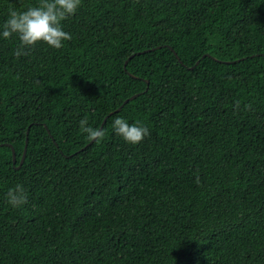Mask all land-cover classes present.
I'll return each instance as SVG.
<instances>
[{
    "label": "trees",
    "instance_id": "obj_1",
    "mask_svg": "<svg viewBox=\"0 0 264 264\" xmlns=\"http://www.w3.org/2000/svg\"><path fill=\"white\" fill-rule=\"evenodd\" d=\"M62 25L60 49L0 39V264H264V0H81Z\"/></svg>",
    "mask_w": 264,
    "mask_h": 264
},
{
    "label": "clouds",
    "instance_id": "obj_2",
    "mask_svg": "<svg viewBox=\"0 0 264 264\" xmlns=\"http://www.w3.org/2000/svg\"><path fill=\"white\" fill-rule=\"evenodd\" d=\"M81 6V0H36L23 9L8 8L6 18L0 22V39L13 36L18 46L13 49L16 57L24 54V50L44 43L50 48L60 49L64 42L72 38V34L64 30L62 21L72 16ZM80 129L87 138L98 140L104 131L88 125L87 119L78 121ZM111 129L126 143L135 145L149 135V128L140 121L129 122L117 116L111 122ZM6 202L13 208L24 204L27 200L22 184L16 183L8 188Z\"/></svg>",
    "mask_w": 264,
    "mask_h": 264
},
{
    "label": "water",
    "instance_id": "obj_3",
    "mask_svg": "<svg viewBox=\"0 0 264 264\" xmlns=\"http://www.w3.org/2000/svg\"><path fill=\"white\" fill-rule=\"evenodd\" d=\"M147 52H148V51H147ZM175 56H177L176 53H175ZM132 57H133V56H132ZM132 57H131V58H132ZM126 63H127V62H126ZM197 64H198V63H197ZM125 65H126V64H125ZM192 69H193V68H192ZM138 96H139V94H137V95H135V96L129 98L128 100L125 101L124 104L129 103L130 101L134 100V99L137 98ZM120 110H121V108L117 109V110H116L115 112H113L112 114L117 113V112H119ZM112 114H110V115H112ZM108 117H109V116H108ZM108 117L104 120L103 125L100 127L101 129L103 128V126H104L106 120L108 119ZM46 129H47V131L49 132V130H48L47 127H46ZM53 141H54V140H53ZM95 141H96V140H92V141H91L86 147L91 146ZM8 146L12 149V160H13V164L15 165V164H16V152H15L14 148H13L11 145H8ZM27 149H28V135H27V138H26V144H25L24 151H23V154H22V157H21V160H20V164L16 167L17 170H19V169L22 167V165L24 164V162H25L26 154H27Z\"/></svg>",
    "mask_w": 264,
    "mask_h": 264
}]
</instances>
